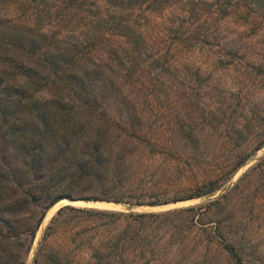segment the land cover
Segmentation results:
<instances>
[{"label": "rangeland", "instance_id": "374dc122", "mask_svg": "<svg viewBox=\"0 0 264 264\" xmlns=\"http://www.w3.org/2000/svg\"><path fill=\"white\" fill-rule=\"evenodd\" d=\"M19 7L0 10V23H3L0 25V107L6 100L1 87L18 81V77L9 80L2 73L6 70L14 75L16 70L8 68L13 67L10 61L24 59L8 44L14 29L8 27L11 24L7 21L17 22L18 30L33 31L29 37L44 34L46 41L38 44V52L42 53L50 49L54 33L62 39L72 34L78 38V34L66 32L59 26L36 29L32 21L23 22ZM28 12L30 10H25V14ZM184 14L175 6L152 16L145 34L149 40L147 50L142 53L147 64L141 65L131 80L123 78L125 72L116 68H104L102 80L91 73L92 89L100 91L110 81L117 89L100 93L99 106L94 112L79 108V104L75 110L80 112L90 131L103 126L115 133L134 131L140 135L137 140L124 137L114 148L116 151L127 143L128 152H133L129 165L148 183L143 190L146 195L165 194L171 198L213 191L191 200L159 206L129 207L113 202L62 200L47 211L29 250H17V264H113L112 260L108 261L110 253L106 245L118 231L101 227L98 219L77 220L72 218V213L57 218L58 210L66 205L125 213H165L194 208L184 213V218L171 216L174 219L168 228L158 231L155 237L161 239L153 248L155 258L152 260L148 254L147 264H264V29L246 25L238 16L230 15L219 20L210 34V44L187 49L171 43L166 49L167 29L178 27V17ZM2 34L7 36L3 38ZM213 35L217 38H211ZM110 44L106 42L102 51L85 55V59L76 63L75 71L79 74L85 68L96 71L95 65L100 63L98 56L104 58ZM151 53H166L167 59L173 58L172 64L166 71L152 68L149 65ZM19 81L18 85L23 83ZM53 81H56L53 75L41 70L36 84L27 80L21 105L16 101L21 97L17 94L11 101L8 112L17 113L22 119L19 125L26 130V136L43 128L29 103L35 99L40 103L48 102L57 93H61L65 101L72 102L76 98L73 90L67 91V87L62 90L61 82ZM1 125L0 174H6L9 169L22 165L24 159L16 143L6 142L3 131L7 125ZM185 132H190L192 140H185ZM29 139L31 137L26 140ZM259 145L262 147L256 151ZM221 196L224 198L220 200V208L212 207L199 215L208 201ZM50 226L53 230L47 237ZM229 241L237 242L243 250H238L239 258L227 252L225 244ZM8 246L9 253L16 251L12 241ZM0 255L6 261L7 252L2 250ZM130 255L124 254L127 261L132 259Z\"/></svg>", "mask_w": 264, "mask_h": 264}, {"label": "trees", "instance_id": "16d2710c", "mask_svg": "<svg viewBox=\"0 0 264 264\" xmlns=\"http://www.w3.org/2000/svg\"><path fill=\"white\" fill-rule=\"evenodd\" d=\"M15 5L20 6L18 10L24 17L23 22L32 21L36 29L59 26V29L66 32L78 34V38L75 39L72 34L69 38L62 39L54 33L56 38H50V49L46 48L42 53L38 52V44L46 41L44 34L36 35V38L29 37L28 35H33V31L18 30L19 26L15 28L17 22L9 20L7 23L11 25L5 24L14 29L8 44H11L17 54H21L24 61L17 58L10 61L13 67L9 65L8 68L16 70L14 75L6 70L2 73L9 80H16L18 77V81L1 87V93H6V100L0 107V129L3 128L1 124L7 125L3 136L8 144L16 143L24 161L22 165L9 169L6 174H0V251L7 252L6 261L0 255V264H17L15 259L18 251L23 248L29 250V244L47 211L62 200L113 202L129 207L159 206L191 200L213 191H199L187 196L176 194L171 198L165 194L146 195L143 190L148 183L142 179L144 177L139 178V172L129 165L133 152H128L127 143L116 151L114 148V145L121 144L124 137L137 140L140 135L134 131L129 134L124 131L122 134L115 133L103 126L90 131L75 108L79 104V108L94 112L99 106L97 99L100 93L117 89L113 83L109 84L111 81L100 91L92 89L89 83L92 82L91 73L94 78L102 80L104 68H116L125 72L123 78L131 80L140 66L147 64V58L142 57V53L147 50L149 40L145 34L152 16L179 6L185 14L178 17V27L167 29L169 35L167 41H163L167 45L166 49L171 43L192 49L199 44H210V34L215 31L219 20L230 15L238 16L246 25L264 29V0H0V10H5V7L15 10ZM25 10L30 12L25 14ZM185 25L188 27H184ZM2 36L5 38L7 35ZM211 38L217 37L213 35ZM106 42L111 44L106 49L104 58L98 56L100 63L95 65L97 70L90 72L85 68L81 74L77 73L76 63L85 59L84 56L90 55L89 53L102 51L101 47ZM69 53L72 55L67 59ZM172 60L170 57L167 59L166 53H151L149 65L166 71ZM41 70H46L55 77L56 81L53 83L60 81L62 90L66 87L67 91L73 90L76 98L72 102L65 101L62 94L57 93L48 102L40 103L35 99L29 103L43 128L32 132L33 136H26V130L19 125L22 119L17 113H9L8 110L15 94L21 96L16 100L21 105L25 98L27 80L36 84L35 79L39 77ZM161 71L158 72L159 76ZM19 80L23 83L18 85ZM183 136L186 141L193 138L190 132H185ZM27 137L31 139L27 141ZM32 138L35 140L32 141ZM222 198L224 197L208 201L203 211L198 209L201 211L199 215L210 211L212 207L220 208ZM192 211L194 208L165 213H125L66 205L58 210L57 218L72 213V218L77 220L98 219L101 227L118 231L116 237L106 245L110 253L108 261L112 260L113 264H147L150 260L148 254L152 260L155 258L153 248H156L161 239L155 237L159 234L158 231L168 228L174 219L171 216L181 215L184 218V213ZM55 221L56 219L53 223ZM48 230L47 237H50L52 226ZM222 238L226 237L223 235ZM10 241L16 249L11 253L7 251ZM229 242L225 244L227 252L239 258L238 250L243 252L240 245ZM167 245L169 247L170 243ZM149 247L151 249H147ZM124 254H131L132 259L127 261Z\"/></svg>", "mask_w": 264, "mask_h": 264}, {"label": "bare ground", "instance_id": "6f19581e", "mask_svg": "<svg viewBox=\"0 0 264 264\" xmlns=\"http://www.w3.org/2000/svg\"><path fill=\"white\" fill-rule=\"evenodd\" d=\"M107 206L109 205V204H106Z\"/></svg>", "mask_w": 264, "mask_h": 264}, {"label": "water", "instance_id": "95a60500", "mask_svg": "<svg viewBox=\"0 0 264 264\" xmlns=\"http://www.w3.org/2000/svg\"><path fill=\"white\" fill-rule=\"evenodd\" d=\"M95 203V202H94ZM106 203H109V202H106Z\"/></svg>", "mask_w": 264, "mask_h": 264}]
</instances>
